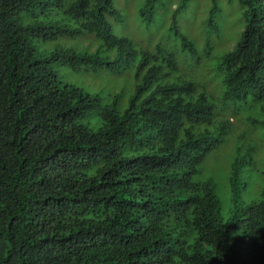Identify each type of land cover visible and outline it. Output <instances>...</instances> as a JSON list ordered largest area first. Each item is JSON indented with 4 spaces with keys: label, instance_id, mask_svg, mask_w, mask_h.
Wrapping results in <instances>:
<instances>
[{
    "label": "trees",
    "instance_id": "1",
    "mask_svg": "<svg viewBox=\"0 0 264 264\" xmlns=\"http://www.w3.org/2000/svg\"><path fill=\"white\" fill-rule=\"evenodd\" d=\"M162 1L0 0V264H264L245 159L229 160L226 217L196 180L243 137L241 104L264 113V0H228L229 40L218 0L201 39L153 30Z\"/></svg>",
    "mask_w": 264,
    "mask_h": 264
},
{
    "label": "rangeland",
    "instance_id": "2",
    "mask_svg": "<svg viewBox=\"0 0 264 264\" xmlns=\"http://www.w3.org/2000/svg\"><path fill=\"white\" fill-rule=\"evenodd\" d=\"M178 1H162V7L159 9L161 15L158 17L153 30L159 32L168 26L174 28L179 23L185 31L186 28L190 30L193 39H201L208 13L206 11L208 0H192V4L182 12L183 18L179 14H173ZM218 2L221 4V11L215 15V19L221 24V27L223 26L225 39H235L242 27L240 6L237 1L218 0ZM135 6L136 4L133 5V10ZM132 28L134 29V27ZM186 68H184L185 71ZM206 78L200 74L201 80ZM96 84L98 86L103 85L100 81H97ZM237 110V114L229 121L231 124L236 122L240 126L239 130H242L243 134L242 141L238 139V132L236 134L231 133L234 136L232 142L220 147L215 154L209 157L203 166V175L196 179L202 181L209 176L213 178L216 183V193L222 206L221 214L224 217L228 216L232 207L228 181L231 163L229 160L232 157L240 156L245 159L243 176L240 180L242 202L258 200L260 193L264 190V113L259 105L254 106L250 103L241 104ZM229 133L227 132L228 135H230Z\"/></svg>",
    "mask_w": 264,
    "mask_h": 264
}]
</instances>
